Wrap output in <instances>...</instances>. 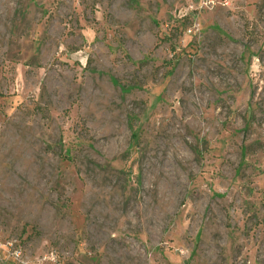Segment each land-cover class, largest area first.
Instances as JSON below:
<instances>
[{"label":"rangeland","instance_id":"obj_1","mask_svg":"<svg viewBox=\"0 0 264 264\" xmlns=\"http://www.w3.org/2000/svg\"><path fill=\"white\" fill-rule=\"evenodd\" d=\"M11 238L23 264H264V0H0Z\"/></svg>","mask_w":264,"mask_h":264},{"label":"built area","instance_id":"obj_2","mask_svg":"<svg viewBox=\"0 0 264 264\" xmlns=\"http://www.w3.org/2000/svg\"><path fill=\"white\" fill-rule=\"evenodd\" d=\"M4 259L10 260L14 264H23L22 248L16 239L0 240V264Z\"/></svg>","mask_w":264,"mask_h":264}]
</instances>
